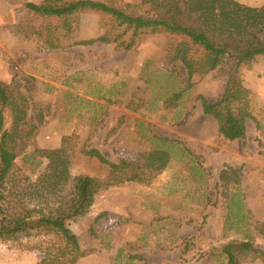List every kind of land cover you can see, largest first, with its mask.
Wrapping results in <instances>:
<instances>
[{"label": "rangeland", "instance_id": "1", "mask_svg": "<svg viewBox=\"0 0 264 264\" xmlns=\"http://www.w3.org/2000/svg\"><path fill=\"white\" fill-rule=\"evenodd\" d=\"M45 1L0 0V80L30 97L44 117L26 154L15 160L16 166L34 181L47 163L42 152L60 146L63 138L59 141L57 133L68 124L72 128L65 136L70 137L72 150L70 174L93 177L104 185L109 168L87 151L96 150L115 164H143L145 153L155 148L151 137L178 143L170 149L165 143L172 158L149 184L107 186L84 216L70 222L84 252L74 264H146L138 259V250L150 241L161 247L183 245L191 252L183 257L185 264H225L226 256L218 248L242 240L246 231L253 247L264 252V240L256 231L251 233V227L264 222V56L241 68L253 116L246 121V137L226 141L197 100L198 96L214 100L222 93L223 68L201 77L176 109H165L163 101L186 79L179 63L166 61L171 36H142L132 51L99 42L77 45L120 29L107 15L82 12L69 18L71 30L66 33L62 19L40 17L25 7V3ZM94 1L142 14L136 0ZM236 1L264 5V0ZM39 111L35 108L30 114ZM4 115L8 128L10 116L7 111ZM193 167L202 171L196 173ZM226 168L240 171L239 184L229 189L240 192L247 225L233 219L218 185ZM51 245L49 237L0 241V264H39ZM258 257L248 252L240 260L264 264Z\"/></svg>", "mask_w": 264, "mask_h": 264}, {"label": "trees", "instance_id": "2", "mask_svg": "<svg viewBox=\"0 0 264 264\" xmlns=\"http://www.w3.org/2000/svg\"><path fill=\"white\" fill-rule=\"evenodd\" d=\"M135 5L142 14L94 0L25 3L34 15L62 19L66 33L71 30L69 18L82 12L107 15L120 29L117 34L109 30L97 39L77 45L99 42L114 44L119 51H132L142 36H171L173 40L167 49L166 61L179 63L186 72V79L163 101L165 109H176L181 98L201 77L223 68L226 82L222 93L214 100L204 96H198L197 100L203 114L216 122L221 139L244 140L246 121L253 116L251 93L242 83L241 68L264 56V5L253 7L236 0H136ZM129 7L132 5H127ZM35 108L40 111L33 116L30 112ZM6 111L11 120L8 128L5 127ZM42 111L30 97L0 80V241L49 237L52 240L50 252L39 264H74L84 252L70 229V222L84 216L98 192L107 186L149 184L166 169L172 158L168 149L175 148L178 143L151 137L155 148L145 153L143 164L124 161L115 164L106 161L96 150L87 151L85 154L108 166L109 178L104 185L93 177L70 174L72 150L70 137H65L58 148L42 152L46 166L32 181L16 166L15 160L25 155L33 142L43 123ZM191 170L202 171L195 167ZM239 176V169L226 168L219 174L218 185L233 219L247 225L241 194L229 189L230 185L239 184ZM253 231L264 240V222L256 223ZM221 252L226 256L225 264H242L240 257L247 256L248 252L264 262V252L253 247L247 231L242 240L229 242Z\"/></svg>", "mask_w": 264, "mask_h": 264}, {"label": "crops", "instance_id": "3", "mask_svg": "<svg viewBox=\"0 0 264 264\" xmlns=\"http://www.w3.org/2000/svg\"><path fill=\"white\" fill-rule=\"evenodd\" d=\"M59 87L62 88L61 85H59ZM71 132H72V128L70 124L60 129L57 133L59 141L61 138H64L65 136L71 134ZM58 147H59V144H56L55 148H58ZM94 203H95V200H94ZM114 212H118L120 214L122 213V211H119V210L118 211L114 210ZM251 228H252L251 233L252 235H254L253 227ZM218 249L220 250V253H221L223 248H218ZM138 251H140L141 255L140 256L136 255V256L138 257V259L142 261V263L146 262V264H185L186 262H184L183 257L187 258L188 255L191 256L190 250L186 248L184 249V246L179 243L176 244V246L174 247H161V246H158L154 241H150L148 246L144 248L142 247ZM180 257H182V259ZM194 261H195V258L193 259V262Z\"/></svg>", "mask_w": 264, "mask_h": 264}]
</instances>
